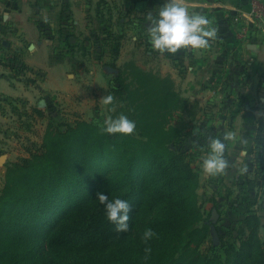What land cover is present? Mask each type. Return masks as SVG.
<instances>
[{
  "label": "rangeland",
  "instance_id": "rangeland-1",
  "mask_svg": "<svg viewBox=\"0 0 264 264\" xmlns=\"http://www.w3.org/2000/svg\"><path fill=\"white\" fill-rule=\"evenodd\" d=\"M35 1L15 0V5L18 11L28 9L32 23L41 31L39 37L48 42L51 71L26 62L29 43L24 42L18 27H11L14 21L5 20L0 14V77L8 79L9 88L14 89V95H6L0 88V264H82L92 253L99 252L94 246L99 247L100 241L81 236L71 241L60 240L47 252L43 235L47 229L43 224L48 219L47 223L52 222L57 212L48 219L32 220L33 214L28 215V210L35 208L36 202L27 200L31 184L50 181L53 175V180L58 182L59 171L54 168L62 166L61 162L44 173V168L36 165L40 159L35 157L45 154L49 144L56 150L59 135L78 124L100 128L105 119L121 112L136 121L135 133L130 136L142 142H147L151 125L148 116L153 113L155 127L161 122L167 132L163 141L176 152L180 148L185 151L186 160L197 176V195L204 221L192 234L189 244L177 253L173 264H263L264 130L249 134L251 141L242 148L236 147L240 152L247 150L245 155H240L244 158L240 168L244 177L235 181L236 191H222L223 200L228 202H216L211 190H216L217 183L199 167V145L205 143L206 134L219 135V127L230 126L234 118L232 114L221 118L218 113L226 106L224 97L217 93L220 84L204 79L195 87L202 89V97L190 99L184 95L183 86L166 75L175 53L152 49L140 35L148 26L144 17L156 12L150 10V3L92 0L87 5L84 2L79 10L84 17L83 26L77 35L69 0L41 1L39 7ZM62 16L66 18L65 28L59 25ZM87 23L92 24L91 28L86 27ZM177 71L182 73L181 68ZM151 76L173 82L171 90L180 98V107L167 114L160 102L157 105L152 101L155 93L150 86ZM117 79L123 81V86ZM107 93L114 96L113 105L102 104L101 98ZM77 145L67 141L60 148L66 152L68 167H77L71 161L72 150ZM29 165L35 167L23 179ZM37 224L41 227L40 237L21 234L27 226L34 232ZM133 238L134 235L130 241Z\"/></svg>",
  "mask_w": 264,
  "mask_h": 264
},
{
  "label": "trees",
  "instance_id": "trees-1",
  "mask_svg": "<svg viewBox=\"0 0 264 264\" xmlns=\"http://www.w3.org/2000/svg\"><path fill=\"white\" fill-rule=\"evenodd\" d=\"M150 80L155 93L153 102L157 105L160 102L167 114L180 107L181 100L171 90L173 82L170 79L151 76ZM116 81L123 86L121 79ZM124 90L131 97L127 86ZM155 120L156 116L150 113L149 134L144 133L147 142L130 135H108L101 133L98 127L80 123L59 135L56 150L49 144L45 154L35 157L40 159L36 165L43 167L44 173L62 162L61 167L54 168L59 171L58 182L53 180V175L50 181L31 184L30 199L27 200L36 202V207L28 210V215L33 214L32 220L48 219L57 212L52 222L47 223L48 219L43 224L47 229L43 234L47 252L60 240L71 241L81 236L101 243L99 247L94 246L99 252L92 253L82 264L176 262L177 253L189 244L204 219L197 195L198 179L186 160L185 151L180 148L176 152L167 146L162 139L167 134L165 127L161 122L155 127ZM67 141H72V146L78 144L71 153L76 168L66 165V152L60 149ZM34 167L25 168L23 179L28 178V172ZM97 192L120 195L130 202V230L127 233H117L115 225L107 220L103 205L96 200ZM7 195L15 197L10 193ZM38 225L34 232L24 226L21 234L40 237ZM149 227L155 235L149 241L152 251L146 256L141 237ZM132 235L134 238L130 241Z\"/></svg>",
  "mask_w": 264,
  "mask_h": 264
},
{
  "label": "crops",
  "instance_id": "crops-1",
  "mask_svg": "<svg viewBox=\"0 0 264 264\" xmlns=\"http://www.w3.org/2000/svg\"><path fill=\"white\" fill-rule=\"evenodd\" d=\"M41 1L44 3L47 0H36L37 6H41ZM69 1L72 21L77 26L76 34L79 35L84 18L79 10L84 2L88 5L92 0ZM135 2L139 5L150 3V10L156 11L167 0ZM186 3L192 11L204 10L214 19L219 29V38L204 52H193L190 49L178 51L174 60H170L165 73L183 86L184 95L190 99L201 96L202 89L196 90L195 87L204 79L222 86L218 87L217 93L224 97L226 106L218 113L220 116L232 114L234 119L230 126L224 124L219 127V135L235 132L237 140L235 143L228 141L229 167L226 173L211 177L217 183L214 185L216 190L212 188L211 193L214 194L215 201L221 204L222 201L228 202V199L223 200L222 191H236L235 181L244 177L240 169L244 158H240V150H236V147L242 148L248 140L251 141L249 134L264 130V38L258 39L254 35L264 34V0H186ZM254 6L260 10V17L253 12ZM0 14L5 20L14 21L11 27H18L24 42L29 43L26 62L32 67L51 71L52 67L47 59L49 44L39 37L41 31L32 23L28 9L18 11L15 0H0ZM17 19L21 21L15 22ZM65 20L63 16L60 19L59 25L62 28H65ZM86 25L88 29L92 26L91 23ZM71 35L73 36L72 33ZM119 38H122L121 32ZM177 68H181V74H178ZM7 80L0 77V88L4 89V94L14 95V89L9 88ZM188 93L191 95L188 96ZM241 140L246 143L242 145Z\"/></svg>",
  "mask_w": 264,
  "mask_h": 264
},
{
  "label": "clouds",
  "instance_id": "clouds-1",
  "mask_svg": "<svg viewBox=\"0 0 264 264\" xmlns=\"http://www.w3.org/2000/svg\"><path fill=\"white\" fill-rule=\"evenodd\" d=\"M148 26L143 28L140 35L144 36L148 45L155 50L168 53H177L180 50H192L193 52H204L212 47V44L219 38V29L209 14L204 11H192L186 0H167L155 15L149 13L144 17ZM141 26V25H140ZM258 39L264 38V34H254ZM102 104L113 105L114 96L107 93L101 98ZM137 123L126 113L121 112L110 116L100 125L101 133L108 135H132L135 133ZM205 143L199 145L201 152L200 169L208 177L224 175L229 167L227 156L228 141L236 142L237 136L234 132H227L223 136L208 133L204 136ZM246 141L241 140V144ZM246 148L240 152L246 154ZM96 200L103 205L107 220L115 225L117 233H127L130 230L129 212L130 202L120 195H106L104 192H97ZM152 228H145L142 234V241L145 244L146 256L152 249L149 241L154 237Z\"/></svg>",
  "mask_w": 264,
  "mask_h": 264
},
{
  "label": "built area",
  "instance_id": "built-area-1",
  "mask_svg": "<svg viewBox=\"0 0 264 264\" xmlns=\"http://www.w3.org/2000/svg\"><path fill=\"white\" fill-rule=\"evenodd\" d=\"M253 12H254L258 17L261 16V12H260V10H259L256 6L253 7Z\"/></svg>",
  "mask_w": 264,
  "mask_h": 264
}]
</instances>
